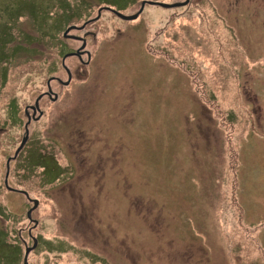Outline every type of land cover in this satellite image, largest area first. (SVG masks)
<instances>
[{"label":"rangeland","instance_id":"rangeland-1","mask_svg":"<svg viewBox=\"0 0 264 264\" xmlns=\"http://www.w3.org/2000/svg\"><path fill=\"white\" fill-rule=\"evenodd\" d=\"M134 1L0 0V264H264V0Z\"/></svg>","mask_w":264,"mask_h":264},{"label":"flooded vegetation","instance_id":"flooded-vegetation-1","mask_svg":"<svg viewBox=\"0 0 264 264\" xmlns=\"http://www.w3.org/2000/svg\"><path fill=\"white\" fill-rule=\"evenodd\" d=\"M84 1H86V0H84ZM128 2L129 1H131V0H127ZM134 1V0H133ZM136 1V0H135ZM134 1V2H135ZM141 2H140V5L142 4V2L144 1L145 2V4H149V5H154L153 3H149V2H146V1H152V2H157L156 0H140ZM235 1H237V0H235ZM127 2V3H128ZM190 3V0H184V1H175V2H172L171 4H177V5H174V6H172V7H174V8H176V7H180V6H184V5H187V4H189ZM126 4V3H125ZM125 4H122L120 7L119 6H116L115 4H111V6H113L115 9H116V11H119V12H122L123 13V5H125ZM120 5V4H119ZM159 6H162V5H159ZM163 7V6H162ZM221 7V6H220ZM169 8H171V7H169ZM108 11H110L111 12V14L113 15L114 14V16H116V17H118L117 16V14L113 11V10H109L108 9ZM100 11L98 10L97 11V13H99ZM262 12L264 13V10H262ZM123 14H125V13H123ZM140 15V14H139ZM93 19H95V18H93ZM119 19H120V17H119ZM95 20H97V19H95ZM124 21V20H123ZM86 24V23H85ZM85 26V25H84ZM83 26V27H84ZM66 29V28H65ZM64 29V30H65ZM71 29H74V28H71ZM78 41H81L82 42V40H79V39H77ZM83 42H84V46L82 47V48H80L81 46H79L78 48H76V49H74V50H69L70 48H68V49H64L63 50V53H62V57H61V67L63 68V70L65 71V73L67 74V78H66V80H63L61 77L59 78L58 76H51L50 78H48L47 80H46V82H45V86H46V88H47V90L46 91H43V92H41L40 94H38V96L35 98V100L33 101V104H26L25 106H24V109H23V114H24V116H25V122L23 123V126H24V129H25V127H26V124H27V127L29 126V124L32 122V121H36V120H38L39 118H37V117H39V116H42L43 115V110H42V108H41V106H40V103L42 102V100L46 97V98H48V100H50V101H56L57 100V98H58V94L52 89V83L53 82H59L60 83V85L61 86H68L70 83H72L73 82V80H72V70L68 67V66H66V64H65V59L66 58H68L69 56H76L77 58H78V60L81 62V63H83V64H85V65H91V61H92V58H91V53L86 49V43H85V40H83ZM80 48V49H79ZM79 49V50H78ZM75 52H76V54H75ZM65 54H68L66 57H65ZM83 56H86V60H83L82 59V57ZM65 67H67V69H68V71L66 70V68ZM68 75H69V77H68ZM68 78H69V80H68ZM48 88H50L51 89V92H50V90H48ZM54 94H56V96L54 95ZM9 104H11V101H9ZM34 109H35V112H34ZM37 118V119H36ZM80 132H82V130H80ZM83 133V132H82ZM28 137H29V135H28ZM28 139V138H27ZM32 222V221H31ZM30 222V223H31ZM31 232V230L30 229H28V234ZM30 235V234H29Z\"/></svg>","mask_w":264,"mask_h":264},{"label":"water","instance_id":"water-1","mask_svg":"<svg viewBox=\"0 0 264 264\" xmlns=\"http://www.w3.org/2000/svg\"><path fill=\"white\" fill-rule=\"evenodd\" d=\"M143 4H144V3H142V6H143ZM161 5L169 8V7H172V6L177 5V4H162V3H161ZM141 9H142V8H140L139 11H140ZM113 11H114V10H113ZM114 12L117 14V16H119L120 18L125 19V20H131V19H134V18L137 17V14L126 15V14H123V13H121V12H119V11H114ZM71 27H74V26H69V27H67V28L64 30V32H63V36H64V37L67 36L66 33H67V31H69V30L71 29ZM68 36H69V37L71 36V38L74 37V36H72V35H68ZM83 46H84V43L81 45L80 48H82ZM67 55H68V54H65V57H66ZM65 68H66V70L68 71L67 67H65ZM68 77H69V75H68ZM68 80H69V78H68ZM48 90H50V92H51V89H50V88H48ZM54 95L56 96V94H54ZM34 112H35V109H34ZM27 124H28V123H27ZM27 124H26L25 131H24V137H23V139H22L20 145H19L18 148L16 149V151H15L14 155L12 156V158H13V157H16L17 152L20 150V148L22 147V145L24 144V142H25V141L27 140V138H28L29 131H28ZM10 159H11V158H8V159H7V162H6V163H7V164H6V173H5V178H4V184H5L6 188H8V189L11 188V187L7 184V177H8V174H9V165H8V164H9ZM22 192H23V194H24L25 196L29 197V196H28V193H27L26 191H22ZM36 205H37V200H34V205H33L32 207H30V208L27 210V217H28V220H29L30 222H31V221H34V220L32 219V217H31V212H32L33 208L36 207ZM34 224H36V220L34 221ZM32 240H33L32 245H30V246L25 245L24 254H23V257H22V264H28V260H27L28 254H29V252H30L31 250H33V249L36 248V246H37V241H38L37 238H36V237H33Z\"/></svg>","mask_w":264,"mask_h":264},{"label":"bare ground","instance_id":"bare-ground-1","mask_svg":"<svg viewBox=\"0 0 264 264\" xmlns=\"http://www.w3.org/2000/svg\"><path fill=\"white\" fill-rule=\"evenodd\" d=\"M146 2H149V3H154V2H151V1H146ZM142 3H144L145 4V2L143 1ZM144 4H143V6H144ZM142 5V4H141ZM107 9H109V10H114V11H116V9L113 7V6H111V4H108L107 6ZM99 11H100V9H99ZM101 15H102V12L100 11L99 13H97L95 16H94V18L95 19H97V20H100L99 18H101ZM137 18H138V16H137ZM94 19V20H95ZM125 28H127L126 26L124 27V28H122L123 30V32L125 31ZM72 36H74V37H72L73 39H79V40H81L80 38L81 37H79V36H75V35H72ZM84 42H83V40H82V42H81V45L83 44ZM80 45V46H81Z\"/></svg>","mask_w":264,"mask_h":264}]
</instances>
